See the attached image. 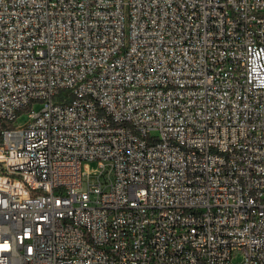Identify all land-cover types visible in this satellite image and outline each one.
I'll use <instances>...</instances> for the list:
<instances>
[{
	"label": "built area",
	"instance_id": "1",
	"mask_svg": "<svg viewBox=\"0 0 264 264\" xmlns=\"http://www.w3.org/2000/svg\"><path fill=\"white\" fill-rule=\"evenodd\" d=\"M0 264H264V0H0Z\"/></svg>",
	"mask_w": 264,
	"mask_h": 264
},
{
	"label": "rangeland",
	"instance_id": "2",
	"mask_svg": "<svg viewBox=\"0 0 264 264\" xmlns=\"http://www.w3.org/2000/svg\"><path fill=\"white\" fill-rule=\"evenodd\" d=\"M42 108V103L36 102L33 104L32 109L36 112L40 111ZM29 121V113L23 112L20 114L16 119V125L23 126ZM83 171L84 172H90V173H97L99 172V165L98 163H92V164H84L83 165ZM88 178L89 180L93 181L97 179V176H91L88 177L86 174L84 175V185L85 188L88 187ZM240 259L236 260L235 263H238Z\"/></svg>",
	"mask_w": 264,
	"mask_h": 264
}]
</instances>
